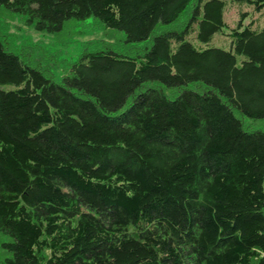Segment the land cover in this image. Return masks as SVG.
I'll return each mask as SVG.
<instances>
[{
  "label": "trees",
  "instance_id": "obj_1",
  "mask_svg": "<svg viewBox=\"0 0 264 264\" xmlns=\"http://www.w3.org/2000/svg\"><path fill=\"white\" fill-rule=\"evenodd\" d=\"M227 2L264 7L0 0L119 37L58 64L0 19V264H264V26Z\"/></svg>",
  "mask_w": 264,
  "mask_h": 264
},
{
  "label": "rangeland",
  "instance_id": "obj_2",
  "mask_svg": "<svg viewBox=\"0 0 264 264\" xmlns=\"http://www.w3.org/2000/svg\"><path fill=\"white\" fill-rule=\"evenodd\" d=\"M242 14H245L244 25L252 24L253 28H262L264 26V7L256 9L254 5L249 3L227 2L224 10V19L228 24V27L225 29L226 33H229L230 28L240 21ZM0 19L1 22L9 26L10 32L15 33L19 40L31 39L35 43L41 44L49 55L57 57L58 64L63 58L76 60L84 48L95 44L94 41L119 38L117 32L110 29H102L94 25L91 20L73 24L60 34H51L36 31L28 27L19 16L5 14ZM189 39L196 44L200 43L195 38V34L189 36ZM200 44L228 49L230 47V36L218 32L209 43Z\"/></svg>",
  "mask_w": 264,
  "mask_h": 264
}]
</instances>
